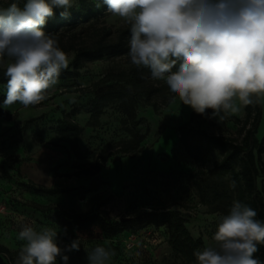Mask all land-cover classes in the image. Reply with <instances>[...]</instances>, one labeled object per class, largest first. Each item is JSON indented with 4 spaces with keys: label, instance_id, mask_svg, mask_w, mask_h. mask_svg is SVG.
Wrapping results in <instances>:
<instances>
[{
    "label": "rangeland",
    "instance_id": "374dc122",
    "mask_svg": "<svg viewBox=\"0 0 264 264\" xmlns=\"http://www.w3.org/2000/svg\"><path fill=\"white\" fill-rule=\"evenodd\" d=\"M73 7H78L77 0ZM125 26L122 19L106 13L97 21L83 23L75 31L65 33L60 43L62 48L69 43L75 48L88 47L100 40L104 31L110 33L105 42L115 41L119 30ZM129 40L130 35L119 56L105 51L98 60H83L78 67L79 76L59 81L49 90L47 99L38 105L25 108L17 102L2 107L7 84L0 85V109L7 114L6 119L0 116V135L5 141L0 165L6 171L5 176H0V245L14 252L8 256L13 264L23 243L17 236L25 225L36 231L46 226L54 228L62 249L79 240L78 251L64 252L69 257L67 264H89L88 251L97 244L115 253L112 264H186L171 251L165 226L126 229L113 237L106 236L97 227L67 232L53 223L52 213L40 212L34 205L59 206L71 213L98 208L115 220L139 208H166L185 221L193 239L202 240V249L213 243L219 221L229 214L235 197L234 187L227 176L211 169V162L220 158L219 151L205 145L208 158L199 161L185 154L178 144L176 127L186 122L189 112L194 110L178 98L173 100L174 95L166 83L152 79L149 69L131 64L127 54ZM63 51L69 56L68 69H71L74 53ZM7 62L5 58L0 68L6 69ZM135 69L140 77L138 83L130 81ZM98 81L120 82L130 92H126V98L121 101H108L100 109H94L92 86ZM148 85L159 89L151 99L156 111L145 101L144 86ZM127 105H131L136 118L144 120L138 127L139 135L143 136L148 128L140 144L141 152L133 158L120 157V154L110 157L106 167L95 177L63 176L87 166L99 154L127 146L133 129L124 109ZM260 105L259 139L264 136V101ZM231 116L240 119L243 111ZM63 118L79 124L80 134H60L57 123ZM213 123L195 121L191 126L211 135L220 133L238 138L237 126L229 117L223 121L213 119ZM29 182L72 191L45 196L29 189ZM256 184L258 190L264 191V177L260 176ZM1 257L0 264H3ZM56 264L65 262L57 257Z\"/></svg>",
    "mask_w": 264,
    "mask_h": 264
},
{
    "label": "clouds",
    "instance_id": "9594fccd",
    "mask_svg": "<svg viewBox=\"0 0 264 264\" xmlns=\"http://www.w3.org/2000/svg\"><path fill=\"white\" fill-rule=\"evenodd\" d=\"M130 26L128 57L137 68L164 81L173 100L197 114L223 121L264 101V0H97L95 7ZM74 0H25L0 8V63L7 58L6 98L28 108L47 99L69 56L43 28L55 9L67 17ZM257 212L234 201L218 223L213 243L196 250V264H264L254 257L264 244V223ZM52 227L36 231L25 225L16 264H56L65 251L79 250V240L64 249ZM115 253L103 244L88 251L89 264H112Z\"/></svg>",
    "mask_w": 264,
    "mask_h": 264
},
{
    "label": "trees",
    "instance_id": "16d2710c",
    "mask_svg": "<svg viewBox=\"0 0 264 264\" xmlns=\"http://www.w3.org/2000/svg\"><path fill=\"white\" fill-rule=\"evenodd\" d=\"M16 2L23 7L25 0H0V8H6L11 3ZM97 0H77L78 7L70 9L67 17H61L60 12L63 9H55V15L49 18L43 30L46 33L53 34L58 40L62 50H71L74 55L71 60V69L61 72L59 81H66L79 76L78 67L83 60L94 61L100 59L105 51L111 55L119 56L125 50L127 38L130 35V26L127 24L120 29L116 40H109L110 33L103 32L100 40L88 47L75 48L71 43L62 48L61 37L68 32L75 31L79 25L83 23H91L99 20L106 15L107 6L103 5L99 9L95 7ZM6 69L0 68V85L7 84L8 77L5 76ZM132 81L138 83V69L133 70ZM124 83V82H123ZM93 99L92 105L94 109H100L108 101H121L126 98V89L120 82L107 84L98 81L92 86ZM159 92L158 88L151 85L144 86L145 101L154 111L156 104L151 102L153 95ZM174 95V94H173ZM124 102V101H123ZM128 117L131 119L132 133L131 140L126 147L119 148L114 152L97 155L87 166L75 171L73 174H65V177H95L102 168L106 167L108 159L116 154L120 157H135L141 152L140 144L148 133V128L143 136L138 133L139 125L144 122L141 118H136L135 111L131 105L124 107ZM242 118L228 116L229 119L237 126L238 138H231L224 134L211 135L203 130L193 128L191 124L199 121L203 124H213V119H209L210 109L207 110L205 116L191 111L188 114L186 122L176 127L178 135V144L181 146L185 154L194 161L204 160L208 158V153L204 146H212L220 153V158L211 162V169L219 174L228 177L234 187V201H239L253 208L257 212L256 219L264 223V191L258 190L256 181L261 176L264 177V136L257 138L259 122L261 120V105L254 103L243 110ZM0 116L7 118L0 109ZM57 130L62 135H79L82 127L74 121L67 118L60 119L57 123ZM5 148V141L0 135V154ZM7 159H11L8 157ZM19 172H17L18 174ZM6 171L0 165V176H5ZM27 187L36 194L45 196H57L60 194H68L72 189L63 188H46L29 182ZM34 208L43 213H52L53 223L60 229L67 232H80L97 227L103 234L109 237L116 236L126 229L139 230L145 227L159 228L165 226L168 230L167 243L171 251L186 264H196L194 252L201 250L203 247L202 240L198 237L193 239L185 227V221L179 217L176 212L168 209L151 210L139 208L127 217H121L115 220L109 214L100 209H90L83 213H71L62 207L51 205L38 206ZM127 218L128 220L121 221ZM259 251L254 257L264 262V244L257 245ZM5 246L0 245V255L3 264H13L8 256L13 255Z\"/></svg>",
    "mask_w": 264,
    "mask_h": 264
},
{
    "label": "water",
    "instance_id": "95a60500",
    "mask_svg": "<svg viewBox=\"0 0 264 264\" xmlns=\"http://www.w3.org/2000/svg\"><path fill=\"white\" fill-rule=\"evenodd\" d=\"M125 220H128V219L127 218L121 219V221H125Z\"/></svg>",
    "mask_w": 264,
    "mask_h": 264
},
{
    "label": "crops",
    "instance_id": "0c3cea01",
    "mask_svg": "<svg viewBox=\"0 0 264 264\" xmlns=\"http://www.w3.org/2000/svg\"><path fill=\"white\" fill-rule=\"evenodd\" d=\"M1 134V133H0Z\"/></svg>",
    "mask_w": 264,
    "mask_h": 264
}]
</instances>
